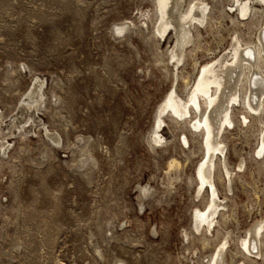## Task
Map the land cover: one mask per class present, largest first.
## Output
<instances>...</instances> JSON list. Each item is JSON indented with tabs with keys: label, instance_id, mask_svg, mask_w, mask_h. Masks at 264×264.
<instances>
[{
	"label": "rangeland",
	"instance_id": "obj_1",
	"mask_svg": "<svg viewBox=\"0 0 264 264\" xmlns=\"http://www.w3.org/2000/svg\"><path fill=\"white\" fill-rule=\"evenodd\" d=\"M191 1L208 17L176 66L157 0H0V264H209L226 241L223 264H264L241 245L264 221V109L236 104L221 133L211 228L203 131L163 110L235 36L256 40L264 7L248 24L235 0Z\"/></svg>",
	"mask_w": 264,
	"mask_h": 264
},
{
	"label": "bare ground",
	"instance_id": "obj_2",
	"mask_svg": "<svg viewBox=\"0 0 264 264\" xmlns=\"http://www.w3.org/2000/svg\"><path fill=\"white\" fill-rule=\"evenodd\" d=\"M183 1L157 0L158 20H160L159 24L161 27L159 33L164 36L170 30V33L174 31V34H176L174 47L171 51V56L176 66L183 61L184 53L191 46L194 38L193 30L204 24L208 17L207 11L209 9L208 5L191 1L183 10ZM255 1L261 2L264 7V0H235L237 4L235 11L238 10L242 19L245 20L242 22L250 24L251 21L246 20H249L251 16H256L257 4ZM262 22L263 26H261L254 42H243L238 36H235L227 54L201 67L196 77L197 81L193 85L192 90L190 89L189 96H187L189 97L188 106L191 107V110H194V113L200 114L195 120V115H192L193 112L187 105L183 104L176 91L171 92L168 102L166 105L164 104L163 110L166 113L169 111L170 114L177 118L190 122L194 127L193 129L196 128L198 131H203L205 157L204 163L199 170L198 177L200 181L198 180V182L201 183L200 187L208 192V207L200 213V220L204 226L207 225L210 228L217 222L218 216L216 217V215L222 214L226 206V203L219 195V190L214 180L215 169L218 163L224 160L223 156H225L226 150L223 141L220 139L221 133L228 126L234 125L232 113L236 104L247 106L251 110L250 113L254 115L260 114L262 109H264V16ZM37 83L41 85L43 83L42 79L38 78ZM35 87L33 91H35ZM241 90H244L243 95ZM32 97L34 98V96ZM247 107L246 109H248ZM246 114L243 115L245 122L248 121V115ZM163 122L164 120L158 124L159 127H161ZM47 133L54 140H58L57 133L56 135L50 130H47ZM163 139L164 136L162 137L158 133V140L162 141ZM187 139L185 136L184 140L188 142ZM56 142H59V140ZM259 144V154L261 155L264 154V126L261 131ZM224 170L228 176V185L230 187L232 172L226 163ZM222 176H224V173H222ZM225 181L227 180L225 179ZM249 232L241 242L243 249L246 251H243V255L249 261H257L259 257L264 255L261 249L258 248V241H261V236L264 232V221H259L252 231ZM227 244L228 241L219 248L216 256L209 260V264H223V252ZM242 264H245V262L242 261Z\"/></svg>",
	"mask_w": 264,
	"mask_h": 264
}]
</instances>
